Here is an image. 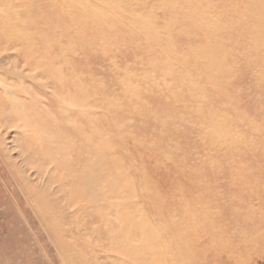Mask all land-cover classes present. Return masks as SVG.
Segmentation results:
<instances>
[{
  "label": "rangeland",
  "instance_id": "1",
  "mask_svg": "<svg viewBox=\"0 0 264 264\" xmlns=\"http://www.w3.org/2000/svg\"><path fill=\"white\" fill-rule=\"evenodd\" d=\"M0 264H264V0H0Z\"/></svg>",
  "mask_w": 264,
  "mask_h": 264
},
{
  "label": "bare ground",
  "instance_id": "2",
  "mask_svg": "<svg viewBox=\"0 0 264 264\" xmlns=\"http://www.w3.org/2000/svg\"><path fill=\"white\" fill-rule=\"evenodd\" d=\"M81 143H83V142H81ZM72 148L76 149L77 147H76V145H74V146H71V149ZM71 149H67V150L63 151L59 147L52 148L53 155L58 159H62V168L64 170L71 169V165H73V163L71 162V160H72L71 159V151H70ZM75 155H76V158H77V161L79 162V164L81 163V167L74 170V174L82 180L81 182H83V183L81 184V188L83 190L84 189L85 190H89V189L92 190L93 194L95 195V197L97 198V201H98V198H100L102 195V188H101V185L99 182H100V179L103 178V173H104L102 167L100 166V154L96 152L95 157H92L91 163L93 164V166H92V169H89V170L86 167L82 168V167H84V165L88 161L87 154H86V156H84L83 153H79V151H78V153ZM251 217H252V214H251Z\"/></svg>",
  "mask_w": 264,
  "mask_h": 264
}]
</instances>
